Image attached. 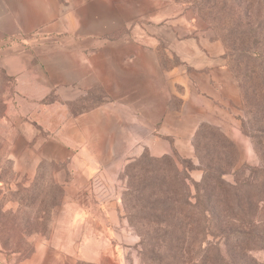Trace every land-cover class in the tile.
Masks as SVG:
<instances>
[{"label": "crops", "instance_id": "obj_1", "mask_svg": "<svg viewBox=\"0 0 264 264\" xmlns=\"http://www.w3.org/2000/svg\"><path fill=\"white\" fill-rule=\"evenodd\" d=\"M0 75L8 79L0 162H11L12 182H25L27 156L35 171L59 150L75 184L99 182L103 201L119 199L114 185L128 159L191 158L196 130L207 124L233 136L241 106L222 42L174 0H0ZM64 213L77 235L55 230L25 260L0 244V264L89 260L91 232L106 230L93 218L101 213L78 205ZM137 241L118 216V248Z\"/></svg>", "mask_w": 264, "mask_h": 264}, {"label": "rangeland", "instance_id": "obj_2", "mask_svg": "<svg viewBox=\"0 0 264 264\" xmlns=\"http://www.w3.org/2000/svg\"><path fill=\"white\" fill-rule=\"evenodd\" d=\"M174 1L193 10L222 42V34L201 18L193 5L184 4L181 0ZM231 4L235 5L233 2ZM257 4L258 0H246L244 5L242 3V25L249 26L259 21ZM232 22L237 24L236 17ZM220 23L219 20L215 25L219 29ZM225 57L232 69L234 63L226 50ZM171 61L178 62L174 58ZM246 63H242L241 70L245 69L243 65ZM247 65L250 68L253 66ZM235 79L241 99V106L235 109L233 115L235 134L226 135L221 128L202 124L190 144L193 148L191 158L172 154L170 166L163 161L165 156L156 157L149 153L128 159L114 185L119 195L117 200H101L103 196L98 197L97 193L103 188L96 181L84 184L81 190L75 184L76 178L70 168L71 159L65 152L55 151L54 160L42 161L35 171L33 161L27 156L24 183L12 182L15 172L11 162L1 160L0 179L6 183L4 188L8 191L0 200L2 249L8 255L17 253L19 260H25L36 252L40 242L48 241L55 230L62 229V233L69 236L77 235L70 228L75 217L64 212L66 208L78 205L95 213L99 211L101 214L93 218L104 224L106 230L104 234L91 232L93 240L86 249L89 260L78 259L73 264H230L235 257L264 264V250H259L258 246L251 245L246 250L231 244L221 245L220 248L217 245L219 231L232 230L234 225L264 231V220L259 218L263 214L262 203L258 208H249L250 212L247 211L248 214L244 216L226 214L225 206L218 205L222 198L219 188L225 184L232 190L231 195L234 197L244 195L257 200L264 192V176L256 172L264 168V111L248 106L249 103L244 104L236 76ZM7 87L8 79L0 75V113L4 109L1 97ZM92 98L95 103L97 97ZM262 99H259V105L263 104ZM75 107L81 110V100ZM37 154H40L39 150ZM204 177L208 184L204 190L212 197L215 207L206 206L205 213L197 207L196 200V186ZM159 180L161 185L158 184ZM204 190L201 191L199 187V195L203 199ZM179 203L190 204L188 209L191 215L184 218L182 215L188 212H178L176 207ZM112 207L111 216L108 209ZM212 211L219 216L217 224ZM118 216L121 223L138 237L136 244H123L118 248ZM203 216L209 217L210 222L205 223ZM236 218H239V222Z\"/></svg>", "mask_w": 264, "mask_h": 264}, {"label": "trees", "instance_id": "obj_3", "mask_svg": "<svg viewBox=\"0 0 264 264\" xmlns=\"http://www.w3.org/2000/svg\"><path fill=\"white\" fill-rule=\"evenodd\" d=\"M245 1L246 0H181L184 4L193 5L198 10L199 16L207 20L210 25L212 24V26L222 34L220 38L232 63H234L232 71L238 79L244 104L246 103L247 105L249 103L250 105L248 106H252V108L254 107L258 111H264V102L259 105V99L263 101L262 98H264V0H258L257 4L260 11L259 21L249 26L242 25L240 21L241 16L244 14V6H242V3L244 5ZM231 2L235 5H232ZM235 17L238 22L234 25L232 20H235ZM219 20L221 21L220 29L215 26ZM244 62L253 66L250 68L246 63V65L243 66L247 70H241L240 68ZM163 161L168 166L172 165V158L170 156H165ZM256 172L260 176H264V168L257 169ZM158 179H160V177ZM206 180L207 178L204 177L201 183L196 186L197 207H199L203 213H205L206 206L214 207L212 197L207 195L204 190L206 186H208ZM171 183L172 181L168 184ZM158 184L161 185L162 182L159 180ZM226 186L228 185L225 184V186L222 185L221 188H219L222 198L219 201L217 200L219 202L218 205L223 204L225 206L224 210L226 214L229 213L231 215L234 213L237 216H244L248 214L247 211H249V208L252 210L253 206H260V203L264 205V192L257 200L252 199L250 196L244 197V195H236V197H234L231 195L232 190ZM199 187L201 191L204 190V199L199 195ZM189 207H191V205L188 203L186 205L179 203L176 208L178 212H180V210L188 212V214L182 215L186 218L191 215L189 214ZM261 211L263 214L260 215L259 218L264 220L263 206ZM211 213L217 224V218H219V216L217 217L218 214H215L213 211ZM184 218H182L181 221ZM203 218L205 223L210 222L209 217L203 216ZM235 220L239 222V218ZM219 232V241H217L219 248L221 245L231 244L233 247H238L240 249L245 248L248 250V246L255 245L258 246L259 250H264V231L261 229H254V227L253 229H247V227L243 225H234V229L232 230ZM246 259L247 258L244 257H235L231 260L230 264H260L254 260L247 261ZM220 260L222 261V259Z\"/></svg>", "mask_w": 264, "mask_h": 264}]
</instances>
